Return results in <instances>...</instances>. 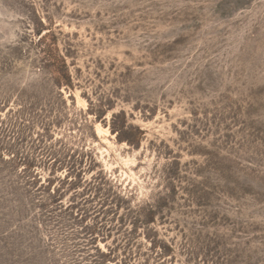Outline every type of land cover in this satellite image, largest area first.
<instances>
[{"label":"rangeland","instance_id":"obj_1","mask_svg":"<svg viewBox=\"0 0 264 264\" xmlns=\"http://www.w3.org/2000/svg\"><path fill=\"white\" fill-rule=\"evenodd\" d=\"M0 264H264V0H0Z\"/></svg>","mask_w":264,"mask_h":264}]
</instances>
